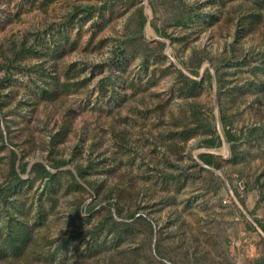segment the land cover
I'll return each instance as SVG.
<instances>
[{
    "label": "rangeland",
    "instance_id": "1",
    "mask_svg": "<svg viewBox=\"0 0 264 264\" xmlns=\"http://www.w3.org/2000/svg\"><path fill=\"white\" fill-rule=\"evenodd\" d=\"M0 120V264H264V0H0Z\"/></svg>",
    "mask_w": 264,
    "mask_h": 264
},
{
    "label": "trees",
    "instance_id": "2",
    "mask_svg": "<svg viewBox=\"0 0 264 264\" xmlns=\"http://www.w3.org/2000/svg\"><path fill=\"white\" fill-rule=\"evenodd\" d=\"M140 27L143 26L145 22V18L142 17L140 21ZM193 75H196V71L191 72ZM189 79V78H187ZM191 83H196L195 80L189 79ZM1 121V120H0ZM5 127L8 129V126L5 125ZM225 133V138L227 140H232L233 137L230 135L228 130L224 131ZM1 134V131H0ZM221 143V139L219 138L218 135L214 136L211 135L209 138H205L202 140L200 143L201 146L204 147H216ZM231 147L234 148L233 143L231 144ZM11 160H10V166H9V177L11 178V183L9 182L10 188L12 190L15 189L16 183H19L22 181V178L20 177L19 172H25L26 171V164L22 163L20 166V171L17 170L16 166V160H17V155L14 150L11 151ZM199 160L208 166H213V167H218V161L216 160L215 156L212 153L209 152H201L198 154ZM64 162L60 161L55 164H49L48 167L50 168H57L58 166H61ZM48 167L41 163V162H34L31 165V170L36 171L38 175L41 177H47V178H52L54 177V174L48 169ZM84 171L85 169L82 167L77 168V174L79 177L83 178L87 183L88 181L84 177ZM3 189H0V194H2ZM5 203V200L3 201ZM130 217H132L130 215ZM22 222L18 221L17 224L15 225H10L8 228V233H6V236L4 240L0 243V257H5L8 258L9 255L12 256H20L24 252H27V247L29 246V242L31 241V234L30 231L28 230V227L26 224H21ZM123 226H127L128 223L122 222ZM262 231L264 232V225L261 227ZM9 260H7L8 262Z\"/></svg>",
    "mask_w": 264,
    "mask_h": 264
}]
</instances>
